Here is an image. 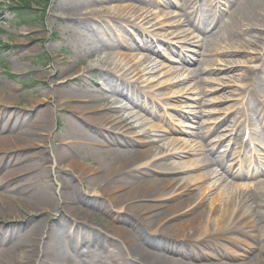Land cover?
I'll list each match as a JSON object with an SVG mask.
<instances>
[{
    "label": "rangeland",
    "instance_id": "rangeland-1",
    "mask_svg": "<svg viewBox=\"0 0 264 264\" xmlns=\"http://www.w3.org/2000/svg\"><path fill=\"white\" fill-rule=\"evenodd\" d=\"M65 1L0 0V130L11 116L14 122L17 115L23 114L30 125L39 115L51 110V140L37 149H46L49 157L53 155L51 145L58 144V139L69 137L70 128L61 115L71 111L56 107L55 102L60 101L54 98L52 81L69 61L81 58L82 63L77 69L82 70L87 62L84 55L75 52V36L65 33L67 19L60 15L58 9ZM88 1L91 7H84L83 12L93 10L97 15L93 22L98 25H119V31L111 29L105 33V38L115 44L117 61L125 58V62L132 65L143 61L145 55L153 59L151 73H144L138 80L127 77L132 82L137 81L140 88L135 110L140 112L144 123L137 131L158 133L160 145L181 154L171 153L185 167L179 176L190 178L183 183L185 188L182 190L187 187L192 189L191 193H205L207 202H210L214 196L232 197L251 191L263 183L264 28L248 30L244 10L238 9L239 0ZM203 5L211 9H201ZM19 13L27 17L21 20ZM113 13H118L119 18H115ZM111 15L114 22L109 17ZM240 16L242 19L238 23ZM77 38L81 44H85L81 33ZM23 54H26L22 58L25 66L19 70L16 57ZM101 71L114 77L122 76L119 72L111 73L98 68L92 76L83 78L79 77L78 70H73L70 79L77 75L73 77V87L79 89L88 84L87 81H102ZM61 77L68 78L64 75ZM10 94L14 98L9 102L6 96ZM112 100L106 103L110 105ZM124 104L134 107L128 101ZM146 106L151 109L150 112L145 111ZM78 122L84 128H91V132L96 130L85 124V121ZM25 125L18 127L28 128ZM12 126L13 123L4 125V136L14 132L11 131ZM105 130V133L109 132ZM139 138L144 137L130 138V141L124 135L122 140L125 145L146 148L141 147L143 142ZM33 152L7 153L0 150V178L8 175V172L16 176L10 180V189L15 185H23L32 176L33 173L29 172L23 177L19 173L22 164H16V161L18 158L24 160L31 157ZM91 161L90 157L88 162ZM154 161L152 159L148 163ZM16 169L17 172L14 171ZM149 171L152 176L157 174L153 169ZM61 176L68 183L78 186L81 193L78 201L86 211L84 215L73 217L72 223L82 226L83 235L87 234V230L96 236L101 233L103 251L104 248L105 251H116L118 246L123 247L124 243L120 241L123 229L131 230L137 221L136 214L122 210L119 203H111L100 192L82 185L73 172H65L50 164L47 165L44 181H48L55 199L54 210L47 218L35 210L22 209L15 203L6 206L0 204V228L4 231L2 236L8 238L6 246L11 247L23 239L25 233L40 220L48 226L56 224L65 210V189L58 180ZM31 181L37 182L35 179ZM42 183L43 179L39 180V186ZM125 184L118 190L119 195L127 194L124 191L127 187ZM46 230L39 229L38 235L45 238L43 233ZM174 233L179 234L176 231ZM174 240L176 251L152 248L168 258L194 264H238L243 261L238 257V240L217 239L226 247H209L207 251H202L199 248L202 245L197 241L194 242L196 246L191 241ZM249 241L253 245L249 247L245 261L261 252L264 236ZM211 243L215 245L216 242ZM240 244L243 246L244 243ZM84 247L81 246V249ZM25 249L29 250L28 247ZM111 258H106L104 264L125 262L124 258L118 259L115 255ZM30 261L40 262L35 258L24 262Z\"/></svg>",
    "mask_w": 264,
    "mask_h": 264
},
{
    "label": "bare ground",
    "instance_id": "bare-ground-1",
    "mask_svg": "<svg viewBox=\"0 0 264 264\" xmlns=\"http://www.w3.org/2000/svg\"><path fill=\"white\" fill-rule=\"evenodd\" d=\"M84 7H91L88 0H66L58 6L60 15L67 19L65 33L75 36V52L84 55L87 61L83 70L77 69L82 63L81 58L69 61L52 81L54 98L60 101L55 102L56 107H62L66 111L71 109L61 115L70 128L69 137L58 139V144H52L53 155L49 157L46 149H37L51 140V110L39 115L30 125L23 114L17 115L14 122L11 116L4 125L13 123L11 131L14 132L4 136L6 131L3 125L0 130V150L7 153L34 151L31 157L24 160L18 158L16 161V164H22L19 173L23 177L29 172L33 174L23 185H15L12 189L9 187L10 180L16 176L10 172L1 176L0 204L6 206L15 203L14 205L22 209L35 210L48 218L55 208L49 183L44 181L47 165L50 164L51 167L57 166L65 172H73L82 185L100 192L111 203H119L122 210L136 214L137 221L135 220L130 231L121 228L124 233L119 237L124 243L123 247L118 246L116 251H105L104 248L103 251L101 233L96 236L87 230V234L83 235L82 226L72 223L73 217L84 215L86 211L78 201L81 195L78 186L68 183L61 176L58 180L65 189L63 214L56 224L49 226L42 220L38 221L25 233L23 239L11 247L6 246L8 238L2 236L4 231L0 228V246H3L0 248V264H104L106 258L112 259V255L118 259L124 258L125 262L122 264H194L182 259L168 258L152 248L176 251L174 239L193 243L197 241L201 243L202 247H198L202 251H207L209 247L214 249L216 246L225 248L217 239L233 242L238 240V257L243 260L238 264H264V245L259 254L245 261L252 244L249 240L264 236V182L251 191L232 197L214 196L210 202H207L205 193H191L192 189L187 187L182 190L185 188L183 183L190 178L179 176V172H184L185 167L174 159L177 156L171 154L173 151L169 147L159 144L158 133L137 131L144 123L140 112L135 110L140 88L137 81L132 82L129 78L138 80L144 73H151L152 57L145 55L143 61L132 65L125 62V58L117 61L115 44L105 38V33L111 29L119 31V25L96 24L93 22L97 16L95 12H83ZM203 7L201 9H211L208 5ZM242 8L248 30L264 28V0H239L238 9ZM113 16L119 18L118 13H113ZM109 17L114 22L112 15ZM79 33L84 45L80 43V39H76ZM24 57L26 54L16 57L19 70L21 66H25L22 59ZM98 68L111 73L119 72L122 76L114 77L101 71L102 81H87L88 84L80 86L79 89L73 87V77H77L75 74L70 79L73 70H78L79 77L87 78ZM63 75L68 78L63 79ZM114 94L120 97L114 98ZM6 97L9 102L14 98L11 94ZM111 100L108 105L106 102ZM125 101L134 107L123 105ZM130 109L132 110L128 112ZM144 109L151 111L147 106ZM78 121H85V124L95 128V133L91 132V128L82 127ZM23 124L28 125V128L19 129L18 126ZM105 129L109 132L105 133ZM124 135L129 139L141 136L146 138H139L143 142L141 147L146 148L125 145L122 140ZM90 157L92 161L88 162ZM152 159L155 161L148 163ZM150 169L157 174L152 176ZM14 171L17 172V169ZM32 179L37 181L36 184L32 183ZM41 179L43 183L39 186ZM123 184L127 186L124 188L127 194L119 195L118 190ZM46 228L43 233L45 238L38 235L39 229L43 231ZM174 231L179 234L175 235ZM148 232L156 236L152 237ZM6 235L11 237L7 233ZM211 241L216 242L215 245ZM242 242L243 246L240 244ZM81 246L85 247L81 249ZM27 247L29 250L25 249ZM209 255L213 256L211 253ZM30 258L40 262H24Z\"/></svg>",
    "mask_w": 264,
    "mask_h": 264
},
{
    "label": "trees",
    "instance_id": "trees-1",
    "mask_svg": "<svg viewBox=\"0 0 264 264\" xmlns=\"http://www.w3.org/2000/svg\"><path fill=\"white\" fill-rule=\"evenodd\" d=\"M27 8H29L30 6L26 5ZM27 17V15L23 14V13H19V18L21 20L25 19Z\"/></svg>",
    "mask_w": 264,
    "mask_h": 264
}]
</instances>
